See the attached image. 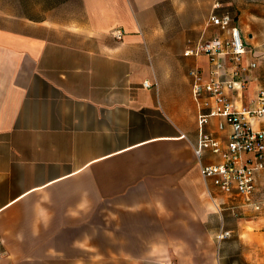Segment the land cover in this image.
Here are the masks:
<instances>
[{
  "label": "crops",
  "instance_id": "obj_1",
  "mask_svg": "<svg viewBox=\"0 0 264 264\" xmlns=\"http://www.w3.org/2000/svg\"><path fill=\"white\" fill-rule=\"evenodd\" d=\"M174 12L233 14L244 62L258 65L235 99L251 108L264 89V0L0 6V264H264V171L244 206L203 179L194 153L190 72L208 78L210 65L184 53L220 33L212 14L166 26Z\"/></svg>",
  "mask_w": 264,
  "mask_h": 264
},
{
  "label": "built area",
  "instance_id": "obj_2",
  "mask_svg": "<svg viewBox=\"0 0 264 264\" xmlns=\"http://www.w3.org/2000/svg\"><path fill=\"white\" fill-rule=\"evenodd\" d=\"M219 8V5L215 7ZM233 23L232 13H213L210 24L220 34L211 41L188 48L184 56H206L210 65L208 78L200 67L190 72L193 97L200 104V137L194 147L200 174L221 194L240 199L247 206L251 205L256 191V175L264 171V130L256 128V124L264 120V89L251 101V108L238 109L235 99L241 98L253 81L258 65L244 62L249 50L240 29ZM113 35L118 40L124 36L121 30L114 31ZM143 87L151 89L152 84L146 81ZM204 107L210 110L203 112ZM214 118L219 119L216 130H206ZM205 153L220 161L203 164ZM255 208L259 210L260 206ZM228 237L230 232H222L218 240Z\"/></svg>",
  "mask_w": 264,
  "mask_h": 264
},
{
  "label": "rangeland",
  "instance_id": "obj_3",
  "mask_svg": "<svg viewBox=\"0 0 264 264\" xmlns=\"http://www.w3.org/2000/svg\"><path fill=\"white\" fill-rule=\"evenodd\" d=\"M11 0H0V6L6 7V2ZM211 12L204 13V12H194V13H181V12H174L169 13L168 16L164 19L163 23L166 26L170 25L171 23L176 24L179 27H192L198 24H202L207 21ZM191 35V34H190ZM198 36L195 35L194 38ZM185 46V44L183 45Z\"/></svg>",
  "mask_w": 264,
  "mask_h": 264
}]
</instances>
